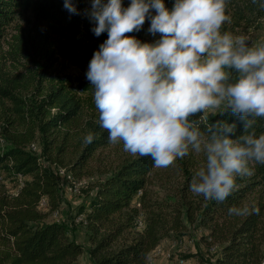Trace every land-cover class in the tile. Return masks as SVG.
I'll return each instance as SVG.
<instances>
[{
    "label": "trees",
    "instance_id": "16d2710c",
    "mask_svg": "<svg viewBox=\"0 0 264 264\" xmlns=\"http://www.w3.org/2000/svg\"><path fill=\"white\" fill-rule=\"evenodd\" d=\"M71 2L79 14H70L64 0H0V173L13 186L9 189L0 180V264H77L84 252L91 264H145L162 239L190 230L212 248L213 264H261L264 165H252V175L237 177V187L218 202L190 191L193 174L186 162L194 158L191 152L177 159L185 169L183 183L162 193L150 187L154 179L164 186L151 157L125 154L107 174L88 183L85 200L77 206L84 216L87 248L66 218H51L63 200L58 168L76 178L88 175L96 152L110 145L108 133L96 122L93 89L86 78L107 32L97 37L91 31L94 24L84 10L92 0ZM130 2L122 0V6ZM163 2L172 9L174 0ZM226 15L231 23L222 31L264 16V10L252 0H227ZM149 27L146 17L139 32L127 35L147 42ZM62 61L78 67L81 75L56 74L55 64ZM76 80L84 92L78 91ZM217 119L235 122L238 132L242 127L238 117L227 113L208 117L209 122ZM255 128L257 135L264 133V119L258 118ZM89 132L95 138L85 144ZM248 194L254 197L246 199ZM232 206L258 207L259 213L230 216Z\"/></svg>",
    "mask_w": 264,
    "mask_h": 264
},
{
    "label": "clouds",
    "instance_id": "9594fccd",
    "mask_svg": "<svg viewBox=\"0 0 264 264\" xmlns=\"http://www.w3.org/2000/svg\"><path fill=\"white\" fill-rule=\"evenodd\" d=\"M264 10V0H252ZM70 14H79L64 0ZM227 0H92L84 10L99 37L107 39L94 51L86 78L93 89L97 124L108 142L123 151L151 157L155 168H168L190 152L202 155L190 191L204 200L223 202L237 187L236 178L264 165V37L250 43L244 34L222 31L231 23ZM155 14H152V10ZM146 17L153 43L134 36ZM238 117L235 122L212 115ZM92 132L84 143L94 140ZM258 207L232 206L230 216L258 214Z\"/></svg>",
    "mask_w": 264,
    "mask_h": 264
},
{
    "label": "rangeland",
    "instance_id": "374dc122",
    "mask_svg": "<svg viewBox=\"0 0 264 264\" xmlns=\"http://www.w3.org/2000/svg\"><path fill=\"white\" fill-rule=\"evenodd\" d=\"M18 17V16H17ZM233 34H244L250 38V43L257 42L261 37H264V16L255 18L252 21L241 20L237 25H231L229 29ZM159 38V33L155 36L149 35L147 38V43H153ZM55 73L64 75L70 74L73 77H79L81 75L78 67L67 63L66 61L57 62L54 67ZM76 88L79 92H84L82 86L78 85L77 80L75 81ZM128 154L123 151V145H112L100 149L96 152V156L89 162L90 173L82 177H77L80 187L79 192H71L63 190L62 202L59 206L60 219L66 218L67 222L72 226V230L75 238L81 242L84 247L89 246V242L85 233V226L82 220L78 219L80 214L77 213V206L85 200V189L91 181L98 177L107 174L110 168H112L119 159ZM194 158L186 162L188 166V171L194 174L203 163L202 155L195 154L191 152ZM156 176H162L161 182H164V186H160L156 181L153 180V184L150 185L152 189H157L159 192L163 190H170L176 188L181 183H183L186 177L185 169L179 166V161L176 160L175 164L168 168H156ZM4 173H0V180H4L7 187L12 188L11 179L5 177ZM165 177L169 180L165 181ZM248 176H244L246 178ZM160 182V181H159ZM254 194H248L246 199H250ZM138 227H142V216L138 217ZM264 247V245H263ZM159 252L153 254L152 251L148 255L147 261L151 264H179V259H184V264H213L212 261V248L208 249L207 245L199 239L198 233L190 230L189 233L182 234L179 236H174L170 238H165L160 241L157 245ZM213 254V253H212ZM264 264V259L262 261ZM77 264H91L87 252H84L80 257Z\"/></svg>",
    "mask_w": 264,
    "mask_h": 264
},
{
    "label": "built area",
    "instance_id": "2783aa9c",
    "mask_svg": "<svg viewBox=\"0 0 264 264\" xmlns=\"http://www.w3.org/2000/svg\"><path fill=\"white\" fill-rule=\"evenodd\" d=\"M31 149L32 150H37V146L36 144L32 143L31 145ZM58 173L60 175L61 181L62 183H64V190L67 191H71V192H79V187H80V183L78 181V179L76 177H74L70 171L65 170L62 167L58 168ZM17 179L19 181V183H21L22 181V176L21 174L17 175ZM40 205L45 206V201L44 199H42L40 201ZM51 218L56 219V220H60V211L59 209H55L51 212ZM78 219L84 221V216L82 214H80L78 216ZM159 252V250L157 249V246L152 250L153 254H157ZM179 264H184V259H179L178 260ZM263 263V262H262ZM145 264H151V262L146 261Z\"/></svg>",
    "mask_w": 264,
    "mask_h": 264
},
{
    "label": "crops",
    "instance_id": "0c3cea01",
    "mask_svg": "<svg viewBox=\"0 0 264 264\" xmlns=\"http://www.w3.org/2000/svg\"><path fill=\"white\" fill-rule=\"evenodd\" d=\"M78 241V240H77ZM78 261H79V259H78Z\"/></svg>",
    "mask_w": 264,
    "mask_h": 264
}]
</instances>
